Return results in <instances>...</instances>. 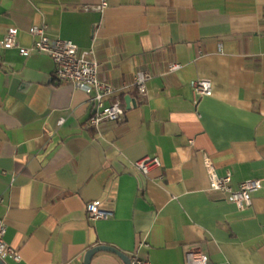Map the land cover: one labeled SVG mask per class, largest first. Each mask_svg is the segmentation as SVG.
Instances as JSON below:
<instances>
[{
	"label": "crops",
	"instance_id": "0c3cea01",
	"mask_svg": "<svg viewBox=\"0 0 264 264\" xmlns=\"http://www.w3.org/2000/svg\"><path fill=\"white\" fill-rule=\"evenodd\" d=\"M0 0V218L21 260L83 264L99 244L152 264H264V0ZM94 49L101 79L122 90L119 122L88 126L94 101L54 80L45 53L2 48L31 27ZM171 63L181 67L169 71ZM149 74L147 92L135 86ZM199 77L214 91L193 90ZM130 96V99L127 98ZM64 123L60 124V120ZM157 155L148 175L133 162ZM237 188L260 179L240 208L210 187L204 156ZM89 201L113 210L90 221ZM91 264H126L98 251Z\"/></svg>",
	"mask_w": 264,
	"mask_h": 264
},
{
	"label": "built area",
	"instance_id": "2783aa9c",
	"mask_svg": "<svg viewBox=\"0 0 264 264\" xmlns=\"http://www.w3.org/2000/svg\"><path fill=\"white\" fill-rule=\"evenodd\" d=\"M108 5L103 0L97 7H86L102 11ZM18 28L8 30L1 44L2 48H17L22 55L31 53H45L54 62V80L58 83L70 82L83 89L94 101V110L88 120V126L101 128L108 122H119L124 119L126 109L122 99V90L101 79V63L96 60L94 49L81 48L71 39L53 37L49 33L47 25L34 24L31 27L33 44L24 46L20 43ZM180 63H171L169 71L178 70ZM150 75L140 74L135 79V86L141 95L147 92V83ZM193 90L202 96L213 94V80L208 77H199L193 81ZM60 124L64 123L61 119ZM205 166L208 172L210 187L224 193L227 200L236 203L240 208L252 205L253 194L263 187L260 179H245L235 188L232 185V172L230 170L221 174L214 165L211 157L204 156ZM162 162L157 155H147L133 162V167L148 175L153 169L161 167ZM87 215L90 221L108 219L114 216V211L102 208L97 201H89L86 205ZM7 227L3 218H0V257L4 260L11 258L21 260V255L15 247L6 240ZM132 264H152L149 260L139 257L138 253L130 255ZM187 264H209L208 256L196 249L187 252Z\"/></svg>",
	"mask_w": 264,
	"mask_h": 264
},
{
	"label": "water",
	"instance_id": "95a60500",
	"mask_svg": "<svg viewBox=\"0 0 264 264\" xmlns=\"http://www.w3.org/2000/svg\"><path fill=\"white\" fill-rule=\"evenodd\" d=\"M127 98L132 100L130 98V96H127ZM101 250H108V251L115 252L116 254H118L125 261L126 264H132L129 255H127L126 253H124L120 249H118V248H116V247H114L112 245H109V244H99V245H96V246L91 247L90 249H88V251L86 252L83 264H91L93 256L98 251H101ZM0 264H7V263H6V261L4 259H2L0 257Z\"/></svg>",
	"mask_w": 264,
	"mask_h": 264
},
{
	"label": "trees",
	"instance_id": "16d2710c",
	"mask_svg": "<svg viewBox=\"0 0 264 264\" xmlns=\"http://www.w3.org/2000/svg\"><path fill=\"white\" fill-rule=\"evenodd\" d=\"M122 99H125V95L124 94L122 95Z\"/></svg>",
	"mask_w": 264,
	"mask_h": 264
}]
</instances>
